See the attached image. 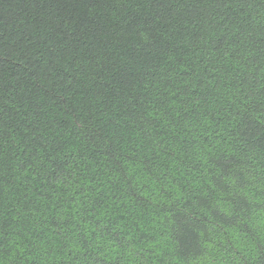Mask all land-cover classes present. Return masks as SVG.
I'll use <instances>...</instances> for the list:
<instances>
[{"label":"trees","instance_id":"trees-1","mask_svg":"<svg viewBox=\"0 0 264 264\" xmlns=\"http://www.w3.org/2000/svg\"><path fill=\"white\" fill-rule=\"evenodd\" d=\"M0 264H264V0H0Z\"/></svg>","mask_w":264,"mask_h":264}]
</instances>
